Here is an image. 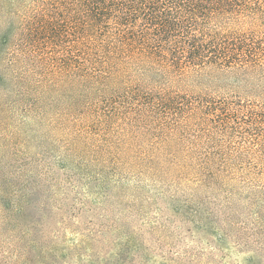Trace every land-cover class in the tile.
I'll return each instance as SVG.
<instances>
[{
	"label": "rangeland",
	"instance_id": "rangeland-1",
	"mask_svg": "<svg viewBox=\"0 0 264 264\" xmlns=\"http://www.w3.org/2000/svg\"><path fill=\"white\" fill-rule=\"evenodd\" d=\"M38 2L0 0V264H264V189L188 167L211 143L69 115L15 50Z\"/></svg>",
	"mask_w": 264,
	"mask_h": 264
},
{
	"label": "trees",
	"instance_id": "trees-1",
	"mask_svg": "<svg viewBox=\"0 0 264 264\" xmlns=\"http://www.w3.org/2000/svg\"><path fill=\"white\" fill-rule=\"evenodd\" d=\"M24 21L15 50L83 127L211 143L193 176L264 189V0H39Z\"/></svg>",
	"mask_w": 264,
	"mask_h": 264
}]
</instances>
